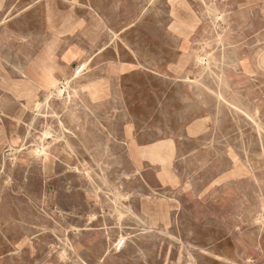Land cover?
Segmentation results:
<instances>
[{
    "label": "rangeland",
    "instance_id": "374dc122",
    "mask_svg": "<svg viewBox=\"0 0 264 264\" xmlns=\"http://www.w3.org/2000/svg\"><path fill=\"white\" fill-rule=\"evenodd\" d=\"M0 26V118L32 106L0 138V264H264V0H0ZM46 63L98 101L55 80L38 116Z\"/></svg>",
    "mask_w": 264,
    "mask_h": 264
},
{
    "label": "bare ground",
    "instance_id": "6f19581e",
    "mask_svg": "<svg viewBox=\"0 0 264 264\" xmlns=\"http://www.w3.org/2000/svg\"><path fill=\"white\" fill-rule=\"evenodd\" d=\"M34 1V0H33ZM36 3V2H35ZM34 4V3H33ZM207 6V5H206ZM208 8V7H207ZM212 11H213V9H211ZM144 11V10H143ZM208 11V10H207ZM12 19V18H11ZM14 23V22H13ZM4 25V24H3ZM1 27V26H0ZM21 30L19 29V32H20ZM22 33V32H21ZM122 33V32H121ZM116 34V33H115ZM86 35V34H85ZM21 36H22V34H21ZM25 36H27V35H25ZM84 36V35H83ZM31 37V36H30ZM61 38V37H60ZM119 39V38H118ZM54 43H56V42H54ZM53 44V43H52ZM60 44V43H59ZM59 44H58V46H59ZM56 45H57V43H56ZM49 46V45H48ZM48 48V47H47ZM56 48H57V46H56ZM54 50H55V48H54ZM48 51V50H47ZM51 51V50H50ZM53 51V50H52ZM185 51H187V49L185 50ZM49 52V51H48ZM54 52V51H53ZM57 52V51H56ZM55 52V53H56ZM47 54V53H46ZM234 56H236L237 54L234 52ZM40 55V54H39ZM51 55H55L54 53H50L48 56L46 55V57H47V59L48 60H50L51 59ZM81 55V51L80 50H77V49H75V48H70V49H68L66 52H65V54H64V56L63 57H65L66 59H70L71 61H75V62H79V60H80V56ZM233 56V57H234ZM38 58V57H37ZM36 59V58H35ZM41 59V58H40ZM94 59H95V56H92V57H90V58H88V60H86V65H90L93 61H94ZM192 59V58H191ZM44 60L45 59H43V60H41L40 62L42 63V61L44 62ZM200 61V60H199ZM5 62V61H4ZM39 62V61H38ZM37 62V63H38ZM40 63V64H41ZM48 63V62H47ZM46 63V67L44 66V65H42L41 67H40V70H38V72L39 71H41L40 73V77H45L46 78V82H47V84H48V92H46L47 94H46V99H45V102L43 103V104H41V106L39 107V108H37V110H35V112H38L37 114H38V116H40V112H42V108H49L50 107V102L52 101V99H53V97H54V94L51 92L53 89H57L58 88V85L55 83V80L58 82H60V83H66V85L67 86H65V90H63V89H58V91H57V97L59 98V99H61V98H63L64 97V93L65 92H67L68 93V99H70L71 98V95H70V90L72 91V93L74 94V95H76V96H78V93L79 92H83V93H85V94H87L88 96H89V98L92 100V101H98V96H96L95 94L97 93V91H98V87L100 86V83H101V81H95V82H89L88 84H83V80H85L86 79V74H83V73H79V72H77L78 70H76L75 72H74V74H73V76H72V78L71 79H61V80H58L57 78H55V76H54V69H53V67H52V65L51 66H49V64H47ZM199 63V62H198ZM217 63V62H216ZM235 64V63H234ZM38 64H36V65H33L32 67H35V66H37ZM211 65V64H210ZM218 65V64H217ZM236 65V64H235ZM20 66V65H19ZM13 67H15V66H13ZM39 67V66H38ZM37 67V68H38ZM37 68H36V70H37ZM220 68H221V66H220ZM25 69V68H24ZM35 69V68H34ZM33 69V70H34ZM2 70V69H1ZM17 70V69H16ZM32 70V72H34ZM47 70H50L49 71V73L47 72ZM242 70H244V69H242ZM31 71V70H30ZM222 71V70H221ZM15 72V71H14ZM37 71H35V73H36ZM26 73V72H25ZM28 75V74H27ZM206 75V74H205ZM217 76H219V75H217ZM253 76V75H252ZM30 78V77H29ZM187 79V78H186ZM186 81V80H185ZM219 81V80H218ZM33 83H34V81L31 79H27V80H23V81H21V82H19V83H15L16 84V86L19 88V87H21V88H19V89H15L16 90V92L15 91H12L13 93H14V95L16 96V98L17 99H19V100H21V102H27L29 99L31 100V97H32V92H30V93H26V95H24L25 93H23V91L24 90H34V85H33ZM77 84H79V86H76ZM1 88V87H0ZM73 88V89H72ZM49 89H50V91H49ZM4 90V89H3ZM10 90V89H9ZM197 90V89H196ZM11 91V90H10ZM195 91V90H194ZM7 92H9V91H7ZM193 92V91H192ZM11 93V92H10ZM226 93L227 92H224V94L226 95ZM243 94H244V92H243ZM98 95V94H97ZM240 95V94H239ZM1 101V100H0ZM3 103V102H2ZM249 106V105H248ZM1 109H3V108H1ZM2 112V111H1ZM4 112V111H3ZM53 113V112H52ZM50 113L51 115H53V114H55V113ZM35 114V113H34ZM2 115V114H1ZM50 116V115H49ZM57 119H60L61 117L59 116V114H55L54 115ZM60 125L63 127L64 125H63V121H60ZM31 127V126H30ZM33 127V126H32ZM200 127H201V125L200 124H195L194 126H192L191 127V131L193 130V131H195V130H197V129H200ZM262 130V129H261ZM62 132V131H61ZM58 133V132H57ZM63 133V132H62ZM60 134V133H59ZM64 134V133H63ZM62 138V137H61ZM49 139H51V136H50V132H45L44 134H43V138H42V140H49ZM60 140V139H59ZM57 141V140H56ZM67 141V140H66ZM68 142V141H67ZM71 143V142H70ZM69 144V143H68ZM41 148V147H40ZM74 148V147H73ZM69 149H70V147H69ZM50 151H49V146L48 147H46L45 149L43 148L42 149V151L41 150H39V149H36V154H37V156H38V158L42 161V163H44L45 162V159H46V156H47V154L49 153ZM33 153H35V152H33ZM165 161V160H164ZM16 166V165H15ZM123 175V174H122ZM121 175V176H122ZM126 176V175H125ZM127 178V177H126ZM130 179V178H129ZM100 190V189H99ZM24 193H25V191H24ZM120 193V192H119ZM121 194V193H120ZM134 194V193H133ZM123 195V194H122ZM121 197V196H120ZM130 197H131V195H130ZM121 199V198H120ZM122 199H124L123 197H122ZM116 208V207H115ZM127 210V209H126ZM133 215V214H132ZM94 216V215H93ZM124 216V215H123ZM136 216V215H135ZM135 216H133L134 218H135ZM96 218V217H95ZM136 218H137V216H136ZM140 220V219H139ZM257 221H258V223L259 224H261L262 223V221H263V218H258L257 219ZM142 223V222H141ZM144 223V222H143ZM116 224V223H115ZM39 226V225H38ZM87 226V225H86ZM116 226V225H115ZM145 226H147V225H145ZM120 229H121V227H119ZM46 229H48V228H46ZM45 229V230H46ZM84 230V229H83ZM43 232H44V230H43ZM46 232V231H45ZM60 236V235H59ZM56 237V236H55ZM57 238V237H56ZM60 238V237H59ZM66 241V240H65ZM128 241V240H127ZM132 242V241H131ZM128 243V242H127ZM58 244V243H57ZM122 244V246H121V249L123 248V246H124V244H125V240H124V238H121L120 239V242L117 244V248L120 246ZM133 244V243H132ZM65 245V244H64ZM126 245V244H125ZM59 246V245H58ZM74 247H76V246H74ZM113 249V248H112ZM120 249V250H121ZM48 255V254H47ZM66 256V255H65ZM80 264V263H79Z\"/></svg>",
    "mask_w": 264,
    "mask_h": 264
},
{
    "label": "crops",
    "instance_id": "0c3cea01",
    "mask_svg": "<svg viewBox=\"0 0 264 264\" xmlns=\"http://www.w3.org/2000/svg\"><path fill=\"white\" fill-rule=\"evenodd\" d=\"M50 53H52V52L51 51L47 52L46 55L48 56ZM64 54H63V56H64ZM46 55L44 54L45 59L47 60ZM56 58H57V56H56ZM54 61H57V59ZM64 65H65V62H60L57 71L60 70V73H62L61 71L64 70V67H63ZM66 70H67V68H66ZM28 73H29V71L27 70V74ZM63 73H65V72L63 71ZM54 76L56 77L55 74H54ZM104 83H105V81L103 82V84ZM41 91H42V89H41ZM1 107L3 108L4 112H6L5 110H7V109H10V111L6 112V116L2 117V119L0 118V125H3V126L5 125V127H0V128H3V131L0 133V138L7 141V142H10V141L13 142V140H16V138H17V136H16L17 134L14 133V126H20V125L23 126L28 122V117H29L28 115L30 113L32 106H30L29 104H1ZM197 124H199V123L197 122ZM199 130L200 129H197L196 131H199ZM192 133H194L193 130H192ZM144 162L149 163L148 161H144ZM53 163H54V160L51 163L47 164V166L45 167V170H47L48 174H50L53 171L52 170L53 168L54 169L55 168H61V166L56 167L57 164L54 166ZM152 166H154V165H152ZM157 207L158 206H156V205L154 206V208H157ZM167 214H168V211H167ZM232 262L233 263H231V264H238V261L232 260Z\"/></svg>",
    "mask_w": 264,
    "mask_h": 264
},
{
    "label": "built area",
    "instance_id": "2783aa9c",
    "mask_svg": "<svg viewBox=\"0 0 264 264\" xmlns=\"http://www.w3.org/2000/svg\"><path fill=\"white\" fill-rule=\"evenodd\" d=\"M85 69H86L85 66H81V67L78 69L77 72H79V73H83V71H84ZM121 246H122V244L118 247V250L121 249Z\"/></svg>",
    "mask_w": 264,
    "mask_h": 264
}]
</instances>
